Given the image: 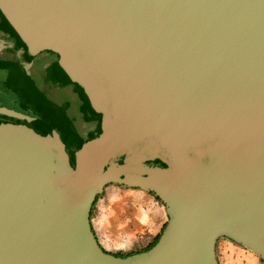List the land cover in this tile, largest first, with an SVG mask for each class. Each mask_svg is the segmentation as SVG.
<instances>
[{"label": "water", "instance_id": "obj_1", "mask_svg": "<svg viewBox=\"0 0 264 264\" xmlns=\"http://www.w3.org/2000/svg\"><path fill=\"white\" fill-rule=\"evenodd\" d=\"M0 17L17 38L0 53L86 113L64 108L84 137L77 170L55 129L0 123V264H219L220 238L264 261V0H0ZM108 184L165 205L148 250L98 242Z\"/></svg>", "mask_w": 264, "mask_h": 264}, {"label": "rangeland", "instance_id": "obj_2", "mask_svg": "<svg viewBox=\"0 0 264 264\" xmlns=\"http://www.w3.org/2000/svg\"><path fill=\"white\" fill-rule=\"evenodd\" d=\"M3 65V64H2ZM1 66V64H0ZM6 66V65H4ZM7 67V66H6ZM11 67L8 68V70ZM18 70V69H17ZM10 71V70H9ZM19 75L21 76L19 78V83L22 80V86L20 94L15 95L17 97L20 96V100L22 102V110H32L36 111L38 114L45 115L42 110L47 111L48 109H51L55 107V104H53V101L46 95V93L38 87V85L33 82L32 79L26 78L27 75H23L22 71H18ZM23 75V76H22ZM5 83V82H4ZM1 89L8 88V86L5 84H0ZM47 96V97H46ZM14 96L12 93H8L7 95H1L0 94V105L7 108H14V103L17 102L15 99H13ZM26 100H29L28 105L25 103ZM40 102L39 107H32L31 101ZM41 104V105H40ZM13 110V109H12ZM50 115V114H49ZM46 116V115H45ZM51 116V115H50ZM19 119L18 117L12 116L10 114L0 113V123L8 122L12 119ZM47 119H49L47 117ZM70 119L68 118V121ZM11 123V122H9ZM72 152V157L74 158V150L70 149ZM75 160V158H74ZM70 163V161H69ZM145 207V211L150 212V222H153L154 219L162 216V214H166V208L165 205L161 200H158L156 198V195H154L152 192H147L142 189H130L123 186H119L116 184H108L104 191L98 195L97 201H96V216L97 220L99 222V225L102 227V230L106 232V222H107V215L111 214L113 209L122 208L124 209V217H126V221H129V227H130V219H135V214H132L130 212V204H137ZM112 204L116 205L115 207L112 206ZM126 205L129 207L126 209ZM137 205V206H138ZM165 212V213H164ZM134 215V216H133ZM168 217V216H167ZM137 219V218H136ZM168 220V218H167ZM134 222V221H133ZM161 232V231H160ZM136 233V241L130 242V233L128 235L122 236L118 238L114 234H107V238L109 237V240H112L111 245L107 243H103L106 251L113 253V254H127L131 252H138L142 249H145L149 247L152 243L146 241L147 236L150 234L148 229L141 228ZM111 235V236H110ZM221 242H227L229 249L226 250L225 256L222 254L219 255L218 261L219 264H264V261L262 260L261 256L254 252L253 250L243 247L232 240L228 238H220ZM221 244V243H220Z\"/></svg>", "mask_w": 264, "mask_h": 264}, {"label": "flooded vegetation", "instance_id": "obj_3", "mask_svg": "<svg viewBox=\"0 0 264 264\" xmlns=\"http://www.w3.org/2000/svg\"><path fill=\"white\" fill-rule=\"evenodd\" d=\"M3 24H4V22H3L2 18L0 17V39L1 38L6 39L8 42H10V41L13 42L14 46L17 45V38H15L12 34H10V35L7 34V31L3 27ZM0 64H1V66H0V84L6 83V85L8 86V88L5 87V89L0 88V94L1 95H7L8 93H12V95L14 96L13 99H15L17 102L14 103V108H11V109H13L17 112H20L22 114L29 115V116L34 117V118H36V117L40 118V119L46 121L47 123H49L53 127V129L56 130V132L59 134L60 139L63 141L71 167L74 170H77L78 169L77 153L83 146V144H82L81 147L79 148L80 141H83L84 137L81 135V133H78L75 129H73L70 126V124H68V122L65 120V118L62 116V114L59 111L60 107L58 105H56L54 102H53V104H55V107H53L52 110L48 109V108H47V111L42 110V112L46 116L42 115V114L38 115L36 111H32L29 109L28 110H22L21 109L22 102L20 100V96H21L20 92L22 93V91H21L22 85L21 84L23 81H20V83H19L20 76H19L18 71H20V68L18 67V64H17L16 50L14 47L11 49L10 48L4 49L2 51V53H0ZM4 65H6L7 67ZM9 67H11L9 69L10 71L8 70ZM69 89H70L69 86H66L64 88H60L58 92L60 94H62V96H64L63 93L70 95L72 93H71V91H69ZM60 90H62V91H60ZM18 94H20L19 97H17ZM15 95H17V96H15ZM33 101L34 100L31 101L32 107H35V108L39 107L38 103H40V102L36 103V101L35 102H33ZM25 103L28 105L29 100H26ZM63 104H64V108L66 107V109H68L69 111H71V110L72 111H74V110L80 111L81 110V107L79 106V104H77V102H73L71 107H70L71 102L69 100H63ZM82 110H83V108H82ZM80 113H81L82 117H85L86 113L84 110ZM47 117L49 119H47ZM8 122H11L12 124H15V125H24L26 127L32 128L35 131H37L40 135H43V136H49L51 134V133L45 134V132H44L45 127L42 124H40L39 122L29 121V120H26L23 118H19V119L14 118L12 120H9ZM63 129H66L70 132V136L72 137V141L74 142L73 147L70 145V142L65 138V135L63 134ZM70 149H73L75 152L73 155L75 160L72 157V152ZM160 164L161 163H159V165Z\"/></svg>", "mask_w": 264, "mask_h": 264}, {"label": "crops", "instance_id": "obj_4", "mask_svg": "<svg viewBox=\"0 0 264 264\" xmlns=\"http://www.w3.org/2000/svg\"><path fill=\"white\" fill-rule=\"evenodd\" d=\"M63 100H69L71 102L70 107L72 106L73 102H77V104H79V102H78L79 99L77 98V95L74 96V94H70V95L66 94L65 97L63 98ZM69 114L71 115L72 119L75 121L79 120V118L82 117L81 113L78 110H74V111L71 110V111H69ZM36 119H37V117H36ZM35 122H39V121H35ZM68 124H70V126L73 129L75 128V130L78 133H80L78 131V129H76V127L72 123L68 122ZM80 128H81V130L83 129V127H80ZM63 134L65 135V138L70 142V145L73 147L74 142L72 141V137L70 136V132L66 129H63ZM130 189H137V188H130ZM137 205H138V202H137V204H130V212L132 214H135V217L137 218V219L135 218L134 220L130 219V227H129V221H126V217H124V215H123L125 208L124 209L118 208L116 210L113 209L112 210L113 212L111 214H109V216L107 215L106 232L102 230V227L99 225V222L97 220V216L95 213L96 212V203L93 205L92 210H91V216H90L91 227H92V230H93L95 236L97 237L98 242L100 243V245L105 250H107V249L105 248L103 243H107L109 245H111V243H112V240H109V237L107 238L106 233H109L112 235L114 234L115 236L118 235L117 236L118 238L125 236V235H128L130 233V242H133V241L135 242L136 241L135 239H137L135 232L141 228L142 229L146 228V229H148V231L150 233L147 236L146 241H148L150 243H153L156 240V238L162 233V231H163V229L167 223L168 217L166 216V214H164V215L162 214V216L154 219L153 222H150V212L147 211V213H146L144 206L141 207V205H138V206ZM112 206L115 207L116 205L112 204ZM126 207H127L126 209L129 208L127 205H126ZM229 248L230 247L228 246L227 242H221L220 240H218L217 244H216L217 256L219 257V255L222 253L225 256L226 250Z\"/></svg>", "mask_w": 264, "mask_h": 264}, {"label": "trees", "instance_id": "obj_5", "mask_svg": "<svg viewBox=\"0 0 264 264\" xmlns=\"http://www.w3.org/2000/svg\"><path fill=\"white\" fill-rule=\"evenodd\" d=\"M20 72V71H19ZM24 76H25V74L24 73H22ZM26 78H29L28 76H26ZM47 97V96H46ZM60 113L62 114V116L65 118V120L67 121V122H69V123H72L71 121H68V118H67V116H66V110L64 109V108H60ZM36 120H38L39 121V123L40 124H42L45 128H44V132H45V134L46 133H51V131H52V129H53V127L49 124V123H47L46 121H44V120H42V119H40V118H37ZM35 120V121H36ZM75 129V128H74ZM75 131V130H74ZM76 132V131H75ZM84 143V140L83 141H80V144H79V148L81 147V145ZM154 194V193H153ZM155 195V194H154ZM97 198H98V196H97ZM97 198H96V200H95V202H94V204L96 203V201H97ZM156 198L158 199V200H160L157 196H156ZM159 237H160V235L156 238V240L149 246V247H147V248H145V249H142V250H140V251H138V252H141V251H145V250H148L149 248H151L157 241H158V239H159ZM103 248V247H102ZM104 249V248H103ZM105 250V249H104ZM133 253H137V252H131V253H127V254H122V253H119V254H116L117 256H127V255H131V254H133Z\"/></svg>", "mask_w": 264, "mask_h": 264}]
</instances>
